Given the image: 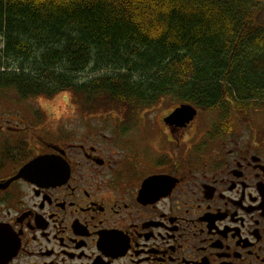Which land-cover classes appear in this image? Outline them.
<instances>
[{"label": "flooded vegetation", "instance_id": "1", "mask_svg": "<svg viewBox=\"0 0 264 264\" xmlns=\"http://www.w3.org/2000/svg\"><path fill=\"white\" fill-rule=\"evenodd\" d=\"M16 97L0 88V264H264L263 132L195 106L173 122V99L108 124Z\"/></svg>", "mask_w": 264, "mask_h": 264}, {"label": "trees", "instance_id": "2", "mask_svg": "<svg viewBox=\"0 0 264 264\" xmlns=\"http://www.w3.org/2000/svg\"><path fill=\"white\" fill-rule=\"evenodd\" d=\"M0 88L68 89L86 115L173 99L249 123L264 105V0H0Z\"/></svg>", "mask_w": 264, "mask_h": 264}, {"label": "clouds", "instance_id": "3", "mask_svg": "<svg viewBox=\"0 0 264 264\" xmlns=\"http://www.w3.org/2000/svg\"><path fill=\"white\" fill-rule=\"evenodd\" d=\"M31 102L50 120L57 123L75 121L79 118L73 94L68 89H61L53 96L38 94Z\"/></svg>", "mask_w": 264, "mask_h": 264}, {"label": "rangeland", "instance_id": "4", "mask_svg": "<svg viewBox=\"0 0 264 264\" xmlns=\"http://www.w3.org/2000/svg\"><path fill=\"white\" fill-rule=\"evenodd\" d=\"M86 77H87L86 75H79L77 78L78 79H80V78L84 79ZM7 89H8V93H11L12 95H15V97H16V92H15V90L13 88H7ZM164 100H165V102L164 103H161V106H160V108L162 107V109L165 108L164 106L170 105L169 101H166L167 99H164ZM154 105L156 106L157 103L154 104ZM77 112H78V115H79V118L77 120H79L81 116H85L86 115V114H82L78 108H77ZM115 114L123 115L119 111H115V110H112V109H109L108 110L107 108L105 110H102L99 113L92 114V115H98V116H95V118L96 117L97 118L102 117V119L105 122L106 121H109V122H106V123L109 124L112 121V119L110 117L111 116H115ZM90 116L91 115H87V117H89V118H90ZM202 116H207L208 118H206V119L214 120L215 122L217 120V122H220L219 119H216L215 118L216 117V113L215 112L214 113H212V112L211 113H209V112H203L202 113ZM246 118L249 121V123H245L246 124L245 127H246L247 130L254 128V129H256V130H258L260 132H263V135H264V105L259 106L258 108L252 110L248 114V116ZM77 120H75V121H77ZM241 120L244 121L243 119H241ZM75 121H72V123H74ZM227 121H229V120H227ZM232 123L234 124L236 122L234 121Z\"/></svg>", "mask_w": 264, "mask_h": 264}, {"label": "water", "instance_id": "5", "mask_svg": "<svg viewBox=\"0 0 264 264\" xmlns=\"http://www.w3.org/2000/svg\"><path fill=\"white\" fill-rule=\"evenodd\" d=\"M196 109L190 104H181L170 115L172 121H179L182 124L190 122L196 115Z\"/></svg>", "mask_w": 264, "mask_h": 264}]
</instances>
